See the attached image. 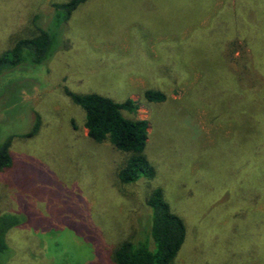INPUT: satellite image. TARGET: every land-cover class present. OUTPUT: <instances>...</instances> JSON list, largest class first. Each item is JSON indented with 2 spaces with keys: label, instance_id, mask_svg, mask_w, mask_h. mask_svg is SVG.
I'll use <instances>...</instances> for the list:
<instances>
[{
  "label": "rangeland",
  "instance_id": "374dc122",
  "mask_svg": "<svg viewBox=\"0 0 264 264\" xmlns=\"http://www.w3.org/2000/svg\"><path fill=\"white\" fill-rule=\"evenodd\" d=\"M61 1L0 0V53ZM230 1L87 0L45 64L1 77L0 140L41 119L0 171V211L26 216L4 264H113L118 243L145 236L157 186L186 227L171 264H264V0ZM66 89L136 101L122 114L147 121L153 178L118 179L128 154L87 136Z\"/></svg>",
  "mask_w": 264,
  "mask_h": 264
},
{
  "label": "trees",
  "instance_id": "16d2710c",
  "mask_svg": "<svg viewBox=\"0 0 264 264\" xmlns=\"http://www.w3.org/2000/svg\"><path fill=\"white\" fill-rule=\"evenodd\" d=\"M86 1L53 2L50 20L47 23L40 24L41 16L35 15L31 21L35 33L19 37L0 53V79L16 70L35 69L45 64L58 48L62 37L61 27L67 23L74 10ZM178 1L182 4L206 7L215 6L216 3V0ZM230 2V6H238L236 0ZM170 4L173 3L168 2V5ZM218 6H225V3ZM66 94L82 108L83 126L92 141L101 143L108 140L117 150L128 154L117 171V177L121 182L131 183L140 177L149 179L154 177L155 168L145 154L148 141L147 121L127 118L122 114L123 110L136 113L138 104L135 100L126 98L123 101H115L96 92L76 93L68 89ZM144 97L152 103H160L166 99V94L161 90L147 89L144 91ZM32 119V125L26 132L8 134L0 140V171H5L15 164L11 151L12 139L15 136L31 137L38 132L41 124L39 114L33 111ZM146 203L149 215L147 226L142 232L145 236L125 239L118 243L111 252L113 264H171L181 248L186 237L185 223L170 209L162 188L154 187L147 196ZM25 221L26 216L23 213L0 211V264H4L11 254L6 239L8 231Z\"/></svg>",
  "mask_w": 264,
  "mask_h": 264
}]
</instances>
